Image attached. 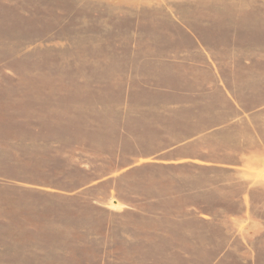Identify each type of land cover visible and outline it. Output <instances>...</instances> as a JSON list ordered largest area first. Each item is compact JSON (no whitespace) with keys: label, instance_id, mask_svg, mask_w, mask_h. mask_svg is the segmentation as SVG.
Segmentation results:
<instances>
[{"label":"rangeland","instance_id":"obj_1","mask_svg":"<svg viewBox=\"0 0 264 264\" xmlns=\"http://www.w3.org/2000/svg\"><path fill=\"white\" fill-rule=\"evenodd\" d=\"M0 264H264V0H0Z\"/></svg>","mask_w":264,"mask_h":264}]
</instances>
